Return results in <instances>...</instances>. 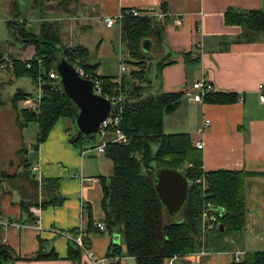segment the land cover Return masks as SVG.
Instances as JSON below:
<instances>
[{
  "label": "crops",
  "instance_id": "crops-1",
  "mask_svg": "<svg viewBox=\"0 0 264 264\" xmlns=\"http://www.w3.org/2000/svg\"><path fill=\"white\" fill-rule=\"evenodd\" d=\"M37 1H46L49 5L54 0H0V24L8 28V14L25 19L27 24H37L32 19L36 14L39 21L50 19L67 25L64 21L68 16L106 28L101 19L115 16L125 7L140 11H165L162 21L153 20L162 26L161 43L148 39L151 47L145 53H152L159 59L156 66L161 60L172 61L161 68V81L156 93L183 92L179 105L171 113L177 123L171 124L170 129L174 133H188L192 143L203 140L200 151L204 171L226 169L253 173L243 180L245 228L238 235L244 239V245L240 247L234 237L231 241L235 245L228 250L215 251L204 247L176 257L172 264H233L234 252H241L239 256L242 259L247 252L264 251V174H261L264 172V103L260 102L257 90L258 84L264 85V32L254 42H242L238 40L242 26L225 22V12L264 10V0H73L76 9L73 14L63 10L55 13L44 8L38 12L33 6ZM25 6L27 9H24ZM30 7L35 11L32 14ZM176 17L181 18L180 25L176 24ZM114 27L121 30L119 25ZM6 43V38L0 37V46H6ZM30 47L29 52L15 47L11 48L14 52L0 48V53L29 58L34 53L33 46ZM185 53L188 55L185 56ZM189 73L196 75L191 82L188 81ZM12 77L16 76L11 72L0 73V84L8 85ZM200 78L209 80L214 85V92H233L236 100L228 103H187L185 92L193 81ZM62 118L56 120L47 138L38 145L35 157L39 163L32 165L38 168L39 180L60 179L61 185L56 194L61 202L45 209L31 206V217L21 211L20 200L40 201L42 197L36 199L33 192L32 197L25 199L16 191L0 190V220L5 222L0 223V248L6 247L12 254L7 264H88L81 253L76 257L68 255L69 241L65 232L81 226L86 231L89 246L98 255L107 256L111 243L115 242L120 246L117 264H136L132 257L127 256L121 235L101 232L94 227L104 217L100 177L111 174V160L105 155V158L95 160L92 157L83 159L91 150L85 147V140L79 148L73 146L66 136L71 126L68 125L70 119L59 124L60 120H64ZM205 118L210 119V125L204 135L199 136L196 128ZM28 128H35L37 132V123L30 122L23 128L24 132ZM68 147L77 148L80 152L79 160L73 165L67 160L72 154ZM32 166L29 163V169ZM70 169H74L71 177L68 176ZM94 173L98 175L93 176ZM88 213L93 224L89 232L86 230ZM18 223H23V226L15 225ZM41 247L44 252L54 250L57 257L36 258Z\"/></svg>",
  "mask_w": 264,
  "mask_h": 264
},
{
  "label": "trees",
  "instance_id": "trees-1",
  "mask_svg": "<svg viewBox=\"0 0 264 264\" xmlns=\"http://www.w3.org/2000/svg\"><path fill=\"white\" fill-rule=\"evenodd\" d=\"M128 11L129 8L126 7L121 9L124 16L122 41H125L128 53L134 57L139 68L131 71L127 78L121 77L120 83L112 81L111 77L100 76L108 91L123 95L120 127L129 138L127 143L109 144L106 149L105 156L112 162V172L109 177H100L104 213L102 222L109 233L122 236L126 254L136 264H167L172 256L187 255L204 247H213L215 251L228 250L229 247L220 238L228 233L240 234L244 230L243 180L253 173L226 169L204 171L202 153L193 145L188 133L163 132V116L175 110L183 92H160L155 96H142V84L147 85L148 80L146 61L149 58L142 43L146 39H155L160 44L162 26L153 21L149 12L140 11L139 16H129L126 14ZM20 20L17 17L8 20V28L18 40L26 45L31 44L34 54L32 58L25 60L15 59L11 73L16 77L30 76L35 82H42V85L38 111L21 109L19 112L22 117L18 114L15 122L19 129H23L30 122L37 123V148L47 138L58 118L67 117L73 120L75 114L74 105L61 90L57 78L50 79L48 76L50 69L55 70V61L65 57L70 63L78 62L77 64L91 72L98 69V64L88 62L89 51L82 45L64 47L59 54L60 39L56 28L45 30L43 24L37 33L27 29L25 19ZM225 22L242 26L239 41L254 42L264 32V10H229L225 12ZM186 54L188 55L185 53V56ZM168 62L172 61H159L158 70L169 64ZM26 63L30 66L26 67ZM28 96L32 95L18 89L11 96L10 103L14 107ZM235 100L233 92H211L204 97V101L210 103H228ZM4 104L0 94V107ZM87 139L90 138L76 133L69 141L79 148L81 142ZM21 163H24L23 167L29 166L26 159L22 158ZM161 167L178 169L190 182L187 199L175 221L165 217V208L154 188L155 171ZM24 174L19 177L23 179ZM11 176L14 177L15 174H9L5 168L0 169V190L6 178ZM202 176L207 181L206 190H202L200 183L196 181ZM59 184V178L44 179L40 187L42 199L31 202L21 199V211L32 217L29 210L31 206L45 209L61 202L56 194ZM37 189L38 185L35 189L36 199L39 198ZM205 202L221 207L223 213L217 218L218 226L206 231L207 239L203 242L202 235L205 234L201 213ZM88 217L87 232L93 229L89 213ZM33 220L34 218L31 221ZM215 232L218 240L213 238ZM68 233L76 234L78 228L70 229ZM68 244V255L80 256V250L71 240ZM119 253V244L112 242L107 255L118 256ZM11 255L8 248L1 247L0 264H5ZM35 257L54 258L57 253L54 250L44 252L41 247ZM233 264H264V251L247 252L239 262Z\"/></svg>",
  "mask_w": 264,
  "mask_h": 264
},
{
  "label": "rangeland",
  "instance_id": "rangeland-1",
  "mask_svg": "<svg viewBox=\"0 0 264 264\" xmlns=\"http://www.w3.org/2000/svg\"><path fill=\"white\" fill-rule=\"evenodd\" d=\"M46 3H47L46 1L45 2L37 1L35 4L33 3L34 4L33 6L38 10V12H40L44 8V10L51 9L55 13H61V11L63 10V11L71 12L73 14L76 10L75 6L73 5V0H54L49 5H47ZM22 5H24V2H22ZM20 8L22 9L21 4H20ZM25 8L27 9L26 6L24 7V9ZM29 10L32 11L31 14L35 12L32 10L31 7L29 8ZM21 11H23V9ZM35 15L36 14H34V18L32 19H34L38 23L35 24L34 22L33 24L32 23L27 24L26 22V27L28 29H32L33 31H37V33H39V30L41 29V25L43 24L45 30L50 27L56 28L57 35L60 39L58 43V47L60 49L58 50L59 54L66 46L82 45L86 47L89 51L88 62L98 63V68L101 71L102 75L111 77L112 80L116 78L121 79V77L127 78L128 75H130L131 71L139 68V64H135L134 57H132L131 54L128 53L125 41L124 40L122 41V35H123L121 34L122 30H119L117 27L111 29H108L107 27L103 28L101 25H97L89 21L83 22V20L79 18H70L68 16L65 17V21H64L67 23V25H63L61 21L60 24H58L57 22H55V20H50V19L39 21L38 19L39 15L37 16ZM10 16L11 15L8 14L9 19L16 18L15 15L14 17L13 16L10 17ZM83 23H85L86 25ZM5 27L6 26H4L3 24L2 25L0 24V37H2L3 39L6 38L7 40L6 46L2 44V46H0L1 49L9 50V51L12 50L11 52H14V49H11L14 47L20 51L23 49H27L29 52V50H31L30 47L32 46L31 44H27V45L24 44V42L18 40L8 28L5 29ZM120 27L122 29V25ZM32 57L33 56L29 58ZM148 57L149 58L146 61L148 80H146L147 85H145L144 83L142 84L143 97L157 95L156 93L158 88L157 86L160 84L161 81L160 71L157 69L156 66V61H158L159 59H157V57H155V55L152 53H149ZM121 62H123L126 66V69L124 71L120 70ZM6 77L7 75L5 76V78ZM194 77H196L194 73H189L188 81L191 82ZM4 84L5 83L0 84L2 86L1 87L2 99L5 101V104L0 107V169L5 168L9 174H15V176L7 177L5 182L2 184L1 190H3L4 192L16 191V193L19 196L26 199L33 196V192H35L36 186L38 185L37 192L38 195L40 196V187L43 181L41 182V180H39V176H38L39 172L32 171L31 169L28 168L29 166L23 167L24 163H21L22 158L26 159V161L30 163L31 166L33 164L39 163V161L35 157L37 151V148H35V144L37 142L36 130H35L36 127L34 128V130L28 128L26 132H24L23 129L18 128L15 122V118L17 117L18 114H19L18 116H20L19 111L21 109L24 108L26 109L27 107L22 101H19L18 103L15 104L14 106L15 108H14L13 105L10 103V97L17 88H21L22 90L29 92L33 97H36V95H40L41 89H39V84L29 76L12 77V81L9 82L8 85L3 86ZM171 113L172 112L166 113L163 116L164 133H174L173 129H170V125L176 124L177 122L175 118H172ZM62 119L64 120H60L58 122L59 124H62L64 121L68 120V118L66 117ZM70 120L68 122V125L71 124V126L67 129V133H66L68 139L77 133L73 121ZM171 128H175V127H171ZM99 141L100 138L98 136H94L90 139L85 140V147L89 148L91 152L90 154L86 153L83 159L86 160V158L89 157H92L93 160L100 157L105 158L104 155H98L95 152V150L91 148L93 146H96ZM61 146L63 147V145ZM20 149L22 150L20 151ZM25 149H26V153H24ZM68 150H70L72 154H70L67 160L70 164L73 165L79 160L80 152L79 149L77 148L73 149L72 147H68ZM73 152H75V155L73 154ZM22 173H25L23 179L19 177V175H21ZM72 173L74 174V169H70L68 176L71 177ZM90 174L91 173H89V175ZM92 175L97 176L98 173H94ZM34 184H36V186H34ZM59 185H61V181ZM25 201L31 202L32 200L28 199ZM178 216L179 214L170 216L167 214V212L165 215V217H167L172 221L177 220ZM206 231L208 232V230H204L203 233L205 234V236L202 235L203 242L206 241L207 239ZM234 237H236V241L239 242L240 247L242 246V244L244 245V239L240 238L239 235L236 233L235 235H233L232 233H228L224 235V237H221L220 241L223 244H227V248L228 247L231 248L232 245H235L231 241L234 239ZM213 238L215 240L219 239V237H217L216 232L214 233ZM68 241L70 240L68 239ZM208 248L211 249L210 247ZM5 264H7V262H5Z\"/></svg>",
  "mask_w": 264,
  "mask_h": 264
},
{
  "label": "built area",
  "instance_id": "built-area-1",
  "mask_svg": "<svg viewBox=\"0 0 264 264\" xmlns=\"http://www.w3.org/2000/svg\"><path fill=\"white\" fill-rule=\"evenodd\" d=\"M146 12H149L148 14H150L151 17L156 21H162L166 15L165 11H146ZM126 14L129 16H139L141 15V12L136 8H129V11L126 12ZM123 19L124 16L120 11V13L115 16H104L101 19V21L104 23V25L107 28H111L114 27L115 25H119L120 27L122 25ZM175 22L177 25H180L181 18L176 17ZM15 59L25 60L26 58L15 57L8 52L0 53V73L2 75H5L6 73L11 72L13 70ZM38 62L40 63V60ZM29 66L30 65L26 63V67ZM73 66L80 77H82L83 79L92 80L95 83L93 89L94 94L102 96L111 102V107L108 111L107 117L103 121H101L98 126V133L96 134V136L100 138V141L96 146L91 147L93 150H95V152L98 155H105L107 146L109 144H115V143L124 144L127 143L129 139L128 135H126L120 127L121 113L123 110V95L121 93L116 94L114 92H110L106 89L105 85L103 84L100 78L102 74L99 69H96L94 72H91V71H87L84 67H82L77 63H74ZM125 69H126L125 64L121 62L120 70L124 71ZM48 76L50 79H56L57 73L54 69H50V71L48 72ZM120 80H121L120 78H116L112 81H116L120 83ZM38 84L40 89V85H42V82L39 81ZM214 90H215L214 85L209 80L200 78L191 83L189 90L185 92L186 94L184 98L187 103H202L204 102V97L207 94L214 92ZM257 90L259 92L260 102L264 103V85L258 84ZM39 99H40V95H36V97L28 96L23 100V103L26 105L28 109L33 111H38ZM209 125H210V119L208 118L203 119L201 124L196 128V134L199 136H203ZM193 145L197 149L201 150L203 148V140L198 139L193 142ZM31 170L37 171L38 168L36 166H32ZM196 181L197 183H200L202 190H206L208 188L205 177L202 176L198 178ZM210 206H211L210 202H205L201 213L203 230L216 228L218 226V221H217L218 215L209 212ZM1 222L3 221L0 220V223ZM3 223L5 224V222ZM15 225L23 226V223H18ZM36 227L39 228V226ZM94 227L95 229L101 232H107L106 226L103 222L95 223ZM85 235H86V231L82 226L78 228V233L76 234H70L68 232H65V236L69 240H71L74 243V245L80 250V253L84 256V259L87 261L88 264H117L119 260V256L98 255L89 246V242L85 238ZM240 253L241 252H234V257H233L234 262H239ZM175 258L176 256H172L168 260V264H172ZM71 264H79V263L73 262Z\"/></svg>",
  "mask_w": 264,
  "mask_h": 264
},
{
  "label": "water",
  "instance_id": "water-1",
  "mask_svg": "<svg viewBox=\"0 0 264 264\" xmlns=\"http://www.w3.org/2000/svg\"><path fill=\"white\" fill-rule=\"evenodd\" d=\"M151 41H143V50L148 52ZM58 84L65 96L73 103L75 114L73 124L78 134L92 138L98 133V126L103 121L111 107V102L93 93L95 83L80 77L73 64L65 57L55 61ZM190 182L178 169L161 167L156 169L154 188L168 215H176L182 209L189 190ZM209 212L218 216L223 209L211 205ZM220 230L222 226L219 225Z\"/></svg>",
  "mask_w": 264,
  "mask_h": 264
}]
</instances>
